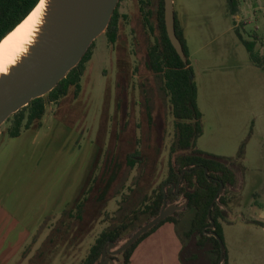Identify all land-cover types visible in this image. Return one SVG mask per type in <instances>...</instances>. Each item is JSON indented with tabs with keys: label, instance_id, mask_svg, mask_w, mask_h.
I'll use <instances>...</instances> for the list:
<instances>
[{
	"label": "rangeland",
	"instance_id": "obj_1",
	"mask_svg": "<svg viewBox=\"0 0 264 264\" xmlns=\"http://www.w3.org/2000/svg\"><path fill=\"white\" fill-rule=\"evenodd\" d=\"M158 2L147 6L149 26L140 0H120L116 41L105 32L94 41L80 91L49 101L42 120L18 137L8 135L9 122L0 126V264L79 263L104 228L132 216L167 177L174 116L162 77L147 65ZM179 4L202 112L196 146L223 157L237 176L220 219L228 262L264 264V0H240L235 18L228 0H174L178 14ZM242 37L255 42L259 61ZM135 150L143 160L131 168L126 157ZM114 163L108 200L99 202ZM88 172L85 226L74 217L59 225ZM57 225L64 235L47 244Z\"/></svg>",
	"mask_w": 264,
	"mask_h": 264
},
{
	"label": "trees",
	"instance_id": "obj_2",
	"mask_svg": "<svg viewBox=\"0 0 264 264\" xmlns=\"http://www.w3.org/2000/svg\"><path fill=\"white\" fill-rule=\"evenodd\" d=\"M39 0H0V40L11 31L19 22H21L37 5ZM150 0H141V11L145 23L150 26L148 16L151 14L147 8ZM229 12L232 15H237L239 12L240 0H228ZM119 7V5H118ZM118 7L115 9L111 18L109 26L105 31V35L110 42H115L119 30V11ZM157 20L159 27V36L156 38L148 50L147 65L148 68L162 77L163 88L169 96L172 114L174 116L175 138L171 147V154L169 160V172L167 177L161 184L153 191L149 197L148 202L143 204L142 208L137 210V213L146 215L148 218L157 215L160 212L161 205L164 198V186H167V198L173 200L172 183H177L180 172L183 168L190 166L195 168L192 171H186L183 177L181 192L188 198L187 209L191 211L188 220V228L182 233L186 245L192 246L191 256L183 253V261L190 264V260H207V264H216L221 253V246L219 240L213 236L208 235L206 230L209 231L208 225L210 220L208 211L210 205L218 194L220 182L225 186H233L236 182V173L223 157L206 152L197 148V138L202 134V112L198 106V87L193 75V67L189 59V47L184 35V31L180 26L175 14V29L179 37L185 54L187 62H184L175 47L172 45L165 26L164 20V0H159L157 9ZM239 24H245L243 20ZM240 35V34H239ZM257 38V37H255ZM243 39L247 51L253 61H259L260 55L255 51V42L248 39ZM94 42L80 61V63L71 69L68 74L59 81L56 87L51 90L47 95L35 98L30 103L20 110L12 114L6 122H9L7 133L10 137H18L24 129H28L31 125L42 120L46 105L50 102H58L62 97L67 95L71 88H75L76 93L81 89V78L85 71V63L90 59L92 54V47ZM181 151L175 157V166L172 163V153ZM127 163L132 168L137 163L143 160V154L139 150L127 155ZM110 167V166H109ZM113 167V168H112ZM111 169L106 167V173H109L105 184L99 191L97 201L102 202L109 193V189L115 180L118 171L116 170L118 164L114 163ZM208 169V173L205 172ZM88 172L83 180L82 186L78 190V195L72 201L70 207L63 212V218L60 221L61 225H66V217H73L78 224L85 226V219L83 217L84 208L87 207V197L83 198L84 193L81 192L83 188L87 187L90 176ZM103 175L102 178L105 177ZM208 176L210 178H208ZM97 181V180H96ZM98 182H96L97 184ZM98 188L99 186H95ZM93 189V188H92ZM99 189V188H98ZM220 201L227 204L226 195L220 196ZM76 209V214L75 212ZM186 211L182 210L175 215L167 216L163 221L154 226L152 229L144 233L137 241L125 251V263L130 261V257L136 246L149 234L154 232L165 222H173L179 224L180 219ZM227 213L221 209L220 205L215 203L211 216L215 220L217 234L224 240L223 227L220 219L225 218ZM77 218V219H76ZM134 218L136 213L134 212ZM129 219V218H128ZM130 222L119 223L112 228L104 229L95 239L94 243L90 246L88 253L77 264H93L96 262L102 252V248L107 240L116 241L120 238L122 232L129 228ZM65 233V232H64ZM57 225L48 238V243H54L55 239H60L64 235ZM55 234V235H54ZM223 264H229L227 258V251L225 250V261Z\"/></svg>",
	"mask_w": 264,
	"mask_h": 264
},
{
	"label": "water",
	"instance_id": "obj_3",
	"mask_svg": "<svg viewBox=\"0 0 264 264\" xmlns=\"http://www.w3.org/2000/svg\"><path fill=\"white\" fill-rule=\"evenodd\" d=\"M119 1L45 0L41 20L33 39L16 61L9 65L6 71L0 72V126L12 114L28 105L31 100L47 95L71 69L80 63L92 43L107 30ZM40 2L41 0L37 5ZM164 20L172 45L182 60L187 62L183 45L176 34L174 0H164ZM190 76L193 77V75ZM179 152L181 151L173 153V166H175V153ZM194 169L187 166L181 170L178 189L185 172ZM205 172L208 173L207 168H205ZM224 190L225 186L221 182L218 194L213 199L208 211L210 220L208 227L211 230L206 232L215 236L221 246L220 257L216 264H223L225 261V244L215 231L216 223L211 216V210L215 203L225 210V204L220 201ZM183 198L185 202L182 204H168L165 187L164 201L160 212L125 239L119 242L109 240L103 248L100 258L93 264H124L125 250L167 216L182 210L188 202L186 196ZM112 256L119 260L117 261Z\"/></svg>",
	"mask_w": 264,
	"mask_h": 264
},
{
	"label": "crops",
	"instance_id": "obj_4",
	"mask_svg": "<svg viewBox=\"0 0 264 264\" xmlns=\"http://www.w3.org/2000/svg\"><path fill=\"white\" fill-rule=\"evenodd\" d=\"M180 10L179 14L175 10V14L186 38L187 20L181 5ZM233 16L235 18L236 15ZM225 17H228L227 11ZM240 20L236 21L239 23ZM182 235V231L175 223H164L136 246L127 264H187L183 261V253L191 256L192 246L188 244L185 249V239ZM190 264H207V260L198 262L192 258Z\"/></svg>",
	"mask_w": 264,
	"mask_h": 264
},
{
	"label": "bare ground",
	"instance_id": "obj_5",
	"mask_svg": "<svg viewBox=\"0 0 264 264\" xmlns=\"http://www.w3.org/2000/svg\"><path fill=\"white\" fill-rule=\"evenodd\" d=\"M45 0L41 2L0 42V72L14 63L24 52L41 20Z\"/></svg>",
	"mask_w": 264,
	"mask_h": 264
},
{
	"label": "flooded vegetation",
	"instance_id": "obj_6",
	"mask_svg": "<svg viewBox=\"0 0 264 264\" xmlns=\"http://www.w3.org/2000/svg\"><path fill=\"white\" fill-rule=\"evenodd\" d=\"M141 1V0H140ZM118 7V6H117ZM142 12V11H141ZM119 17H121V15H120V13H119ZM119 23H120V20H119ZM85 72V71H84ZM84 74V73H83ZM83 76V75H82ZM82 79V78H81ZM81 87H82V85H81ZM151 116H149V120L151 121L152 120V118H150ZM140 151V150H139ZM174 153V152H173ZM232 167V166H231ZM191 168V167H190ZM191 169H193V168H191ZM232 169L234 170V168L232 167ZM235 171V170H234ZM237 177V176H236ZM210 178V177H209ZM183 181V180H182ZM221 183V182H220ZM223 183V182H222ZM236 183V182H235ZM175 186H174V185ZM224 184V183H223ZM221 185V184H220ZM235 185V184H234ZM233 185V186H234ZM181 186H182V183H181ZM181 186H180V188L178 189V182L175 184V183H172V193H173V196H174V199L173 200H168V198H167V203L168 204H170V203H177V204H182V203H184V202H181V197H183L184 196V194L181 192ZM224 186H225V184H224ZM166 187V193H167V186L165 185L164 186V188ZM229 186H225V189L226 188H228ZM90 188V187H89ZM91 188H94V184H93V186L91 187ZM222 195H226V194H222ZM108 199L106 198L105 199V201H107ZM148 200H149V198L146 200V202H148ZM226 200H227V198H226ZM104 201V202H105ZM163 201H164V198H163ZM144 204V203H143ZM162 204H163V202H162ZM226 205H228V201H227V204ZM187 206H188V202L185 204V206H184V208L182 209V210H185L186 211V213L185 214H183L182 216H178V218L180 219V222H179V224H176L178 227H179V225H183V227H184V229H183V231H182V233L184 232V230H186L187 228H188V220H187V218L188 217H190V213H191V211L190 210H188L187 209ZM143 207V205L140 207V208H142ZM161 207H162V205H161ZM139 209V208H138ZM138 209H134L133 210V215L132 216H130V217H126L125 219H124V221H121V222H119V223H122V222H130L129 223V228L128 229H126V230H124L123 232H122V234H121V236H120V238L118 239V240H116L115 242H119L120 240H122V239H124L125 237H128V236H130V235H132L139 227H141L144 223H146V222H148L151 218H153V217H147L146 215H143V214H141V213H137V210ZM161 210V209H160ZM182 210H179V211H175L174 212V214L173 215H175L177 212H180V211H182ZM65 211V209L61 212V214H60V219H62L63 218V212ZM225 211V210H224ZM134 212L136 213V217H138L137 219L136 218H134ZM226 212V211H225ZM227 213V212H226ZM74 214H76V213H74ZM156 216V215H155ZM171 216V215H170ZM74 217V216H73ZM48 218H50V217H48ZM47 218V219H48ZM129 218V219H128ZM163 221V220H162ZM45 222V221H44ZM169 222V221H168ZM118 223V224H119ZM166 223V222H165ZM171 223H173V222H171ZM159 224V223H158ZM59 225H61V224H59ZM115 225H117V224H115ZM115 225H112V226H110V227H106V228H112L113 226H115ZM163 225V224H162ZM62 226V225H61ZM156 226V225H155ZM42 228V227H41ZM41 228H40V230H41ZM106 228H104V229H106ZM153 228V227H152ZM151 228V229H152ZM159 228V227H158ZM209 228V227H208ZM103 229V230H104ZM207 229V228H206ZM39 230V231H40ZM102 230V231H103ZM131 230H133L132 231V233L129 235V231H131ZM211 230V229H210ZM38 231V230H37ZM101 231V232H102ZM149 231V230H148ZM155 231V230H154ZM205 231H207V230H205ZM100 232V233H101ZM128 232V233H127ZM99 233V234H100ZM207 233V232H206ZM98 234V235H99ZM208 234V233H207ZM209 235V234H208ZM142 236V235H141ZM140 236V237H141ZM139 237V238H140ZM138 238V239H139ZM96 239V238H95ZM137 239V240H138ZM136 240V241H137ZM95 241V240H94ZM109 240H107L106 241V243L108 242ZM112 241V240H111ZM94 243V242H93ZM106 243L104 244V246H103V248L105 247V245H106ZM133 244V243H132ZM131 244V245H132ZM130 245V246H131ZM103 248H102V251H103ZM127 250V249H126ZM125 250V251H126ZM226 250V249H225ZM9 252H7V254H8ZM102 253V252H101ZM101 255V254H100ZM114 259H118L117 257H115V256H112ZM1 259H0V263L1 262H4V261H6V259H5V256H1L0 257ZM100 258V257H99ZM119 260V259H118ZM219 260V259H218ZM5 263V262H4ZM125 263V262H124Z\"/></svg>",
	"mask_w": 264,
	"mask_h": 264
}]
</instances>
